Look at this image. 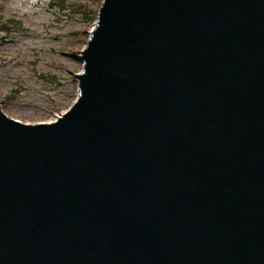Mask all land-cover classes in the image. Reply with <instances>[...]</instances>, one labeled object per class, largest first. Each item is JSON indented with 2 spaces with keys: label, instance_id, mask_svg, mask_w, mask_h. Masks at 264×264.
I'll list each match as a JSON object with an SVG mask.
<instances>
[{
  "label": "water",
  "instance_id": "95a60500",
  "mask_svg": "<svg viewBox=\"0 0 264 264\" xmlns=\"http://www.w3.org/2000/svg\"><path fill=\"white\" fill-rule=\"evenodd\" d=\"M94 23L64 113L0 104V264H264V0Z\"/></svg>",
  "mask_w": 264,
  "mask_h": 264
},
{
  "label": "rangeland",
  "instance_id": "374dc122",
  "mask_svg": "<svg viewBox=\"0 0 264 264\" xmlns=\"http://www.w3.org/2000/svg\"><path fill=\"white\" fill-rule=\"evenodd\" d=\"M102 2L0 0V104L6 115L50 122L74 103V75L83 68L81 50Z\"/></svg>",
  "mask_w": 264,
  "mask_h": 264
},
{
  "label": "bare ground",
  "instance_id": "6f19581e",
  "mask_svg": "<svg viewBox=\"0 0 264 264\" xmlns=\"http://www.w3.org/2000/svg\"><path fill=\"white\" fill-rule=\"evenodd\" d=\"M94 28H95V27L93 26V27L91 28L92 30H90V31L92 32V31L94 30ZM57 117H58V116H57ZM57 117H56V118H57Z\"/></svg>",
  "mask_w": 264,
  "mask_h": 264
},
{
  "label": "trees",
  "instance_id": "16d2710c",
  "mask_svg": "<svg viewBox=\"0 0 264 264\" xmlns=\"http://www.w3.org/2000/svg\"><path fill=\"white\" fill-rule=\"evenodd\" d=\"M93 17H90V19H92ZM90 22V21H89Z\"/></svg>",
  "mask_w": 264,
  "mask_h": 264
}]
</instances>
